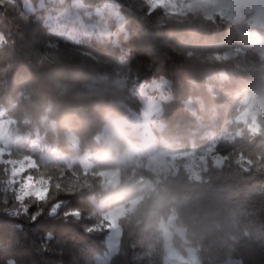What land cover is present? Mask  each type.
I'll return each mask as SVG.
<instances>
[{"label":"clouds","instance_id":"9594fccd","mask_svg":"<svg viewBox=\"0 0 264 264\" xmlns=\"http://www.w3.org/2000/svg\"><path fill=\"white\" fill-rule=\"evenodd\" d=\"M0 264H264V0H0Z\"/></svg>","mask_w":264,"mask_h":264}]
</instances>
